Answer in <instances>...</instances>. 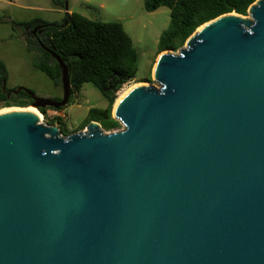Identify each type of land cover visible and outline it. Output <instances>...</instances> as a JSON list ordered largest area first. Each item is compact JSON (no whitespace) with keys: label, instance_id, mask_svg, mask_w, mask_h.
Wrapping results in <instances>:
<instances>
[{"label":"water","instance_id":"water-1","mask_svg":"<svg viewBox=\"0 0 264 264\" xmlns=\"http://www.w3.org/2000/svg\"><path fill=\"white\" fill-rule=\"evenodd\" d=\"M39 44L61 95L27 105L58 107L67 66ZM150 74L116 130L0 110V264H264V0L200 23Z\"/></svg>","mask_w":264,"mask_h":264},{"label":"trees","instance_id":"trees-1","mask_svg":"<svg viewBox=\"0 0 264 264\" xmlns=\"http://www.w3.org/2000/svg\"><path fill=\"white\" fill-rule=\"evenodd\" d=\"M253 0H142L146 10L159 5L168 8V22L158 34L155 50L176 49L200 23L225 11L246 13ZM62 4V0H53ZM26 33L25 42L34 45L38 56L33 65L42 70L54 83H59V67L56 60L39 43L53 50L66 64L71 91L80 88L84 81L98 87L106 98L104 106H89L81 124L89 120L98 121L103 129H109L119 121L111 116V103L115 90L120 84L134 76L136 52L130 36L118 20H99L89 18L76 11H64L60 20H47L33 16L18 22ZM34 25L39 31L30 32ZM5 66L0 60V105L18 104L27 106L31 98L24 86H5ZM151 80L150 73L143 78ZM3 80V81H2ZM18 87V89H16ZM59 97H55L58 99ZM113 101V103H114ZM112 103V104H113ZM7 107V106H3ZM58 107L38 106L46 116V122L55 123L61 134L70 132L64 119L59 115H47L46 109ZM112 109V108H111Z\"/></svg>","mask_w":264,"mask_h":264},{"label":"rangeland","instance_id":"rangeland-1","mask_svg":"<svg viewBox=\"0 0 264 264\" xmlns=\"http://www.w3.org/2000/svg\"><path fill=\"white\" fill-rule=\"evenodd\" d=\"M65 10L76 11L92 19L118 20L130 36L136 52L135 72L132 78L122 82L115 90L116 99L121 92L136 83L157 85L154 80L143 78L148 71L150 73L153 60L158 53L155 50L157 36L168 22L166 6L159 5L152 10H146L142 6V0H62V4L54 3L53 0H0V60L5 66V86H24L35 95L49 98L61 95L60 84L54 83L42 70L33 65V60L39 52L34 45L25 42L26 33L18 22L33 16L47 20H60ZM105 103L106 98L98 87L90 81H84L79 89L74 91L70 89L65 104L58 109L48 107L46 114L59 115L64 119L69 131L83 130L85 125L81 126V124L87 108L104 106ZM112 103L111 108L114 106ZM11 105H0V109L22 106ZM37 112L40 114L39 121L46 122V116L39 110ZM118 128L120 124L109 129H101L110 131Z\"/></svg>","mask_w":264,"mask_h":264},{"label":"bare ground","instance_id":"bare-ground-1","mask_svg":"<svg viewBox=\"0 0 264 264\" xmlns=\"http://www.w3.org/2000/svg\"><path fill=\"white\" fill-rule=\"evenodd\" d=\"M126 92V90L124 92H121L119 94V96L117 97L114 105L116 104V102L119 100V98ZM9 108H23V109H28V110H31L33 112H35L38 116L40 115L39 112H37V108H35L34 106L32 105H27V106H20V107H7V108H1L0 110H5V109H9Z\"/></svg>","mask_w":264,"mask_h":264},{"label":"built area","instance_id":"built-area-1","mask_svg":"<svg viewBox=\"0 0 264 264\" xmlns=\"http://www.w3.org/2000/svg\"><path fill=\"white\" fill-rule=\"evenodd\" d=\"M119 124H120V128L122 127V123L121 122H119ZM120 128H118V129H120ZM113 130H116V129H113Z\"/></svg>","mask_w":264,"mask_h":264}]
</instances>
